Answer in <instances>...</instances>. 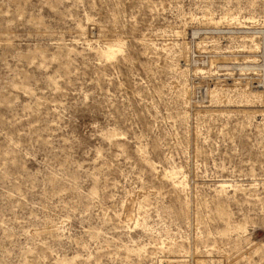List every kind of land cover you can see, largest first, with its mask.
Returning <instances> with one entry per match:
<instances>
[{"label": "rangeland", "instance_id": "obj_1", "mask_svg": "<svg viewBox=\"0 0 264 264\" xmlns=\"http://www.w3.org/2000/svg\"><path fill=\"white\" fill-rule=\"evenodd\" d=\"M252 242L264 0H0V264H264Z\"/></svg>", "mask_w": 264, "mask_h": 264}, {"label": "bare ground", "instance_id": "obj_2", "mask_svg": "<svg viewBox=\"0 0 264 264\" xmlns=\"http://www.w3.org/2000/svg\"><path fill=\"white\" fill-rule=\"evenodd\" d=\"M108 54H113V52H114V50L113 49H109L108 51ZM219 187H220V190L221 191H224L225 189H226V184H224V183H221V184H219ZM217 213H218V215H221L222 214V209L221 208H217ZM234 227V229H244V227H243V223H239V224H236L235 226H233ZM252 244L253 245H256V246H254V247H250L248 250H245V251H243V253H241V255L243 256V257H247V258H249V257H251L252 256V254L254 253H257L258 251H259V247H263L264 246V242H252ZM200 262L199 261H197V263L196 264H199ZM230 263V262H229Z\"/></svg>", "mask_w": 264, "mask_h": 264}]
</instances>
